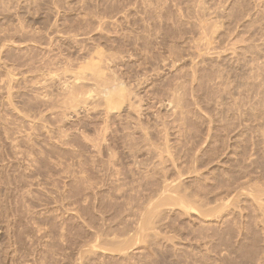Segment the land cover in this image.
<instances>
[{"label":"rangeland","instance_id":"rangeland-1","mask_svg":"<svg viewBox=\"0 0 264 264\" xmlns=\"http://www.w3.org/2000/svg\"><path fill=\"white\" fill-rule=\"evenodd\" d=\"M0 6V264H264V0ZM94 60L131 109L71 110Z\"/></svg>","mask_w":264,"mask_h":264},{"label":"bare ground","instance_id":"bare-ground-1","mask_svg":"<svg viewBox=\"0 0 264 264\" xmlns=\"http://www.w3.org/2000/svg\"><path fill=\"white\" fill-rule=\"evenodd\" d=\"M2 2H3V0H1ZM4 4V3H3ZM7 4V3H6ZM9 4V3H8ZM2 5V4H1ZM10 6V5H9ZM1 7V6H0ZM9 10V9H8ZM1 12V11H0ZM6 13V12H5ZM17 29H19V28H17ZM14 34V33H13ZM10 35V34H9ZM11 36H13V35H11ZM101 52V51H100ZM99 52V53H100ZM105 55V54H104ZM91 56H92V54H91ZM103 56V55H102ZM98 57V56H97ZM104 57V56H103ZM99 59H101V60H103V58H99ZM110 60V59H109ZM101 62H98V61H96V60H94V61H90V62H88L87 64H86V70L89 72V75L90 74H92L93 76H90V77H94V80H96L97 81V83L96 84H98V85H100L101 87H100V89L98 90V92H97V94H95V95H93L90 91H92L91 90V88H90V90L88 91L87 90V92H89V94L88 93H85V94H83V92L84 91H86V90H84V91H79L80 90V88L79 89H74L77 85H75L76 84V81H74L75 83H73L72 82V88H71V85H70V87L68 86H66L65 88H67V89H70L69 90V92H68V96H66L65 98L66 99H68L69 100V104L74 108V109H71V107H70V109L71 110H73V111H75L76 113L78 112V109L80 108V106H81V104H85V105H90V104H92L93 106H98L99 108H100V106H102L103 107V105H105L106 106V108H107V110L108 111H111V110H113V109H121V107L123 106V104H125V102H128L127 103V107L128 108H132L133 106H134V104H135V100H134V98H135V96H137L136 94H134L135 96L133 97L131 94H132V92H134V91H130L128 88L130 87H127V85H125V84H128V83H125L124 84V82L123 81H121V79L120 78H116V76L115 75H113V77L112 78H108L106 75H108V74H105L104 72H103V70H102V68L104 67H101V65L102 64H100ZM109 66V65H108ZM84 70V69H83ZM109 71V70H108ZM116 72V71H115ZM121 74V73H120ZM77 75V74H76ZM111 75V74H110ZM112 76V75H111ZM115 76V77H114ZM74 77V76H73ZM82 78V77H81ZM88 78H89V76H88ZM96 78V79H95ZM84 79H85V75H84ZM90 79V78H89ZM79 80H82V79H79ZM78 80V81H79ZM92 80V79H91ZM125 81V80H124ZM91 82H93V81H91ZM127 82V81H126ZM71 84V83H70ZM78 84V83H77ZM91 84H93V83H91ZM95 84V83H94ZM66 85V84H65ZM78 86H80V85H78ZM90 86V85H89ZM93 88V87H92ZM96 88H97V86H96ZM95 88V89H96ZM66 89V90H67ZM88 89V88H87ZM65 90V89H64ZM96 91V90H95ZM66 95V94H65ZM137 98V97H136ZM66 99H63V101H67ZM136 105H138V104H136ZM83 106V105H82ZM69 107V106H68ZM89 107H91V106H89ZM97 107V108H98ZM104 108V107H103ZM106 108H104V109H106ZM127 108V109H128ZM126 110V109H125ZM131 111V110H130ZM105 112V111H104ZM107 112V111H106ZM73 113V112H72ZM108 114V113H107ZM107 125V124H106ZM141 125V124H140ZM140 125H138V127L140 126ZM142 126H143V124H142ZM141 126V127H142ZM100 127H102V126H100ZM105 127V126H104ZM127 127V126H126ZM140 127V128H141ZM128 128V127H127ZM148 128V127H147ZM101 129V128H100ZM100 129H99V131H100ZM103 129V128H102ZM142 129H145L146 130V128H145V126H144V128H142ZM140 130V129H139ZM144 131V130H143ZM142 131V132H143ZM263 131V132H262ZM262 133L261 134H263V136H264V128H262ZM145 132V131H144ZM145 133H147L148 134V132H145ZM104 134V133H103ZM103 136V135H102ZM106 136V135H105ZM123 137V136H122ZM143 137V136H142ZM150 137V136H149ZM99 138V137H98ZM135 138V137H134ZM145 138V137H144ZM147 138V137H146ZM90 139V138H89ZM94 139V138H93ZM131 139V138H130ZM135 139H137V138H135ZM103 140V139H102ZM121 140V139H120ZM146 140H148V139H146ZM264 140V139H263ZM106 141V140H105ZM132 140H129V142H131ZM95 142V141H94ZM97 142V141H96ZM102 142V141H101ZM101 142H99V143H101ZM147 142H149V141H147ZM151 142H152V140H151ZM93 143V142H92ZM99 143L97 144V145H99ZM134 143V142H133ZM94 144V143H93ZM105 144V143H104ZM132 144V143H131ZM151 144H153V145H151ZM151 144H149V145H151L150 147H152V146H154V143L152 142ZM111 146H113V145H111ZM133 146V145H132ZM99 147V146H98ZM107 147V146H106ZM110 149H112L111 147H110ZM109 149V151L111 152V154L113 153V151H111ZM113 150V149H112ZM158 150H162V149H158ZM102 151V150H101ZM104 151V150H103ZM98 153V152H97ZM109 154V153H108ZM111 154H110V158H111ZM109 158V159H110ZM109 159L107 160V161H109ZM113 159V158H112ZM101 160H105V159H101ZM102 161V163H104ZM107 161H105V162H107ZM94 162V161H93ZM100 163V162H99ZM101 163V164H102ZM115 163V162H114ZM114 163H113V165H114ZM106 164V163H105ZM110 165V164H109ZM112 165V164H111ZM102 166H104V165H102ZM105 167V166H104ZM115 167V166H114ZM113 167V168H114ZM244 167V166H243ZM99 168V167H98ZM106 168V167H105ZM104 168V169H105ZM116 168H119V167H116ZM90 169V168H89ZM251 169V168H250ZM103 170V169H102ZM115 171H116V169H115ZM114 172V171H113ZM113 172H111V173H113ZM247 172V171H246ZM100 173V172H99ZM116 173H118L119 174V172H116ZM232 173V172H231ZM251 173V172H250ZM253 173V172H252ZM104 174V173H103ZM114 174L115 173H113V176H114ZM181 174V173H180ZM109 175V174H108ZM155 175V174H154ZM90 176V175H89ZM112 176V177H113ZM118 176V175H117ZM165 176H167V175H165ZM227 176V175H226ZM245 176V175H244ZM253 176V175H252ZM251 176V177H252ZM100 177V176H99ZM148 177H151V176H148ZM250 177V176H249ZM86 178H88V177H86ZM137 178V177H136ZM161 178V177H160ZM162 178H163V176H162ZM103 179V178H102ZM119 179V178H118ZM165 179V178H164ZM250 179V178H249ZM145 180V179H144ZM159 180V179H158ZM169 180V179H168ZM228 180V179H227ZM232 180V179H231ZM242 180H244V179H242ZM99 181V180H98ZM106 181V180H105ZM177 182H178V180H176ZM175 181V184H171L170 183V185H169V188H173V189H175L176 187H178V185H180V184H178L177 182ZM240 181V180H239ZM249 181V180H248ZM257 181V180H256ZM94 182V181H93ZM159 182V181H158ZM168 182V181H167ZM181 182V181H180ZM202 182V181H201ZM206 182V181H205ZM245 182H247V181H245ZM244 182V183H245ZM250 182V181H249ZM109 183V182H108ZM135 183V182H134ZM145 183V182H144ZM259 183V182H258ZM91 184V183H90ZM114 184V183H113ZM127 184V183H126ZM178 184V185H177ZM195 184V183H194ZM203 184H205V183H203ZM250 184V183H249ZM109 185V184H108ZM144 185V184H143ZM158 185V184H157ZM160 185V184H159ZM167 185V184H166ZM165 185V186H166ZM239 184L236 182V186H238ZM246 185V184H245ZM91 186V185H90ZM107 186V185H106ZM119 186V185H118ZM185 186V185H184ZM229 186H231V185H229ZM228 186V187H229ZM234 186V185H233ZM235 186V187H236ZM247 186V185H246ZM245 186V187H246ZM249 186V185H248ZM252 186H255V184H252ZM105 187V186H104ZM143 187V186H142ZM221 187H224V186H220V189H221ZM240 187V186H239ZM251 187V186H250ZM250 187H249V189H250ZM91 188V187H90ZM115 188V187H114ZM141 188V187H140ZM159 188H161V187H159ZM168 188V189H169ZM185 188V187H184ZM192 188V187H191ZM226 188V187H225ZM230 188V187H229ZM247 188V187H246ZM252 189H253V187H251ZM111 189H113V188H111ZM131 189V188H130ZM136 189V188H135ZM183 189V187L180 189V190H182ZM209 190L208 191H210L211 189H210V187L208 188ZM244 189V188H243ZM251 189V190H252ZM256 189V188H255ZM163 190V189H162ZM164 190H167V189H164ZM163 190V191H164ZM185 190V191H184ZM183 191V193H186L185 194V196H187L188 195V197L187 198H189V195L191 196V194H189V192H187L186 191V189H184ZM191 190V189H190ZM195 190V189H194ZM261 190V189H260ZM144 191V190H143ZM173 191V190H172ZM177 191V190H176ZM191 191H193V190H191ZM207 191V192H208ZM213 191H216V190H213ZM218 191H220V190H218ZM254 191V190H253ZM264 191V190H263ZM149 192V191H148ZM157 192V191H156ZM166 192V191H165ZM221 192V191H220ZM227 192H229V191H227ZM256 192H258V191H256ZM151 193V192H150ZM170 194H171V192H169ZM175 193V192H174ZM226 193V192H225ZM263 193V192H262ZM101 194V193H100ZM152 194V193H151ZM159 194V193H158ZM170 194H166V195H164V197H163V199H162V203H163V200H173V201H170V202H172V203H170V204H173L174 205V203L175 202H177L178 204H180L181 206H183L182 208H190L191 209V207H192V205H190V201H186L185 199H183L184 198V195H182L181 194V191H180V195L181 196H177L176 195V193H175V195H170ZM204 194V193H203ZM215 194H217V193H215ZM251 194V193H250ZM249 194V195H250ZM260 194V193H259ZM163 194H160L159 196H158V198L160 197V196H162ZM220 195V194H219ZM218 195V196H219ZM254 195V194H253ZM175 196V197H174ZM177 196V197H176ZM182 196H183V198H182ZM200 196V195H199ZM142 197V196H141ZM196 197H198V196H196ZM223 197V196H222ZM257 196H255V197H252V198H256ZM262 197V196H261ZM186 198V199H187ZM199 198V197H198ZM209 198V197H208ZM140 199V198H139ZM142 199V198H141ZM155 199V198H154ZM224 199V198H223ZM261 199V198H260ZM260 199H259V202H260ZM263 199V198H262ZM150 200V199H149ZM149 200H148V202H149ZM193 200V199H192ZM202 200H204V198H202L200 201H202ZM256 200V199H255ZM131 201H133V200H131ZM153 201H155V200H153ZM199 201V200H198ZM215 201V200H214ZM226 201V199L224 200V202ZM229 201V200H228ZM228 201H226V202H228ZM262 201V200H261ZM130 202V201H129ZM156 202V201H155ZM161 202V201H160ZM174 202V203H173ZM193 203H195L194 204V206H196V202H194V201H192ZM255 202V201H254ZM262 202H264V200L262 201ZM144 203V202H143ZM261 203V202H260ZM111 204V203H110ZM121 204H123V203H121ZM148 204H150V202L148 203ZM147 204V206H149ZM153 204H155L156 205V203H151V205H153ZM200 204H201V206H204V202L202 201V202H200ZM203 204V205H202ZM228 204V203H227ZM226 203L225 204H223L224 206L223 207H225V205H227ZM259 204V203H258ZM264 204V203H263ZM162 205H164V204H162ZM168 205H169V203H168ZM211 205V203L209 204V206ZM214 205V204H213ZM106 206V205H105ZM114 206V205H113ZM130 206H132V205H130ZM144 206V205H143ZM219 206H221V205H219ZM218 206V207H219ZM260 206H261V204H260ZM133 207H135V206H133ZM154 208H155V206H153ZM153 207H151V208H148V207H146V208H148V209H152V211H153ZM161 207H163V206H161ZM160 207V208H161ZM169 207H171V206H169ZM173 207V206H172ZM205 207V206H204ZM203 207V208H204ZM211 207V206H210ZM215 207H217V206H215ZM217 207V209L218 210H220V209H222L223 210V207H221V208H218ZM229 207V206H228ZM257 207V206H256ZM109 208V207H108ZM114 208V207H113ZM141 208H143V207H141ZM179 208V207H178ZM181 208V207H180ZM196 208H198V207H196ZM111 209V208H110ZM116 209V208H115ZM120 209V208H119ZM147 209V210H148ZM212 209V208H211ZM229 209V208H228ZM105 210V209H104ZM146 210V211H147ZM182 210V209H181ZM188 210V209H187ZM218 210H216V212H214V213H217V212H219ZM110 211V210H109ZM116 211V210H115ZM115 211H113V212H115ZM150 210H148L147 212H149ZM154 215H148L147 214V212H145L147 215H145V213L143 214L142 213V215L141 216H146L147 218H146V220H150V222H151V220H154V219H149L150 218V216L152 217V216H155V213L157 212V210H156V208L154 209ZM160 211H162V209L160 210ZM204 211V210H203ZM215 211V210H214ZM227 211H229V210H227ZM121 212V211H120ZM138 212V211H137ZM197 212H199L198 210H197ZM206 212V211H205ZM211 212V211H210ZM123 213H125V212H123ZM135 213V212H134ZM149 213H151V212H149ZM158 213V212H157ZM179 213V212H178ZM152 214V213H151ZM102 215H104V214H102ZM108 215V214H107ZM123 214H121V216H122ZM199 215H200V213H199ZM206 215V214H205ZM208 215V214H207ZM113 216V215H112ZM201 216H203V215H201ZM103 217V216H102ZM149 217V218H148ZM156 217H158L157 215H156ZM119 218H120V216H119ZM118 218V219H119ZM134 218V217H133ZM139 218V217H138ZM142 218V217H141ZM206 218H208V217H206ZM103 220H104V218H103ZM110 220H113L114 221V218L113 219H110ZM120 220V219H119ZM128 220V219H127ZM140 220H142V222H144L143 220L144 219H140ZM156 220H158V219H156ZM113 221H112V223H113ZM137 221V220H136ZM107 222V221H106ZM106 222H104V223H106ZM128 222V221H127ZM115 223V222H114ZM113 223V224H114ZM117 223V222H116ZM136 223H138V222H136ZM146 223V222H145ZM143 224V223H142ZM141 224V225H142ZM147 225L146 226H144V228L146 229H148V232L151 230L150 228H148L149 226H148V224H151V223H146ZM155 223L153 222V225H154ZM116 225V224H115ZM138 226V225H137ZM97 227H98V225H97ZM112 227H114V226H111L110 225V227H109V231H108V233L109 232H111V230H110V228H112ZM143 227V226H142ZM151 227H152V225H151ZM159 227V226H158ZM98 228H100V227H98ZM125 228V227H124ZM155 228V227H154ZM153 228V229H154ZM101 229V228H100ZM114 229V228H113ZM136 229V228H135ZM138 229H139V226H138ZM156 229V228H155ZM107 230V229H106ZM142 230V229H141ZM101 231V230H100ZM105 231V230H104ZM135 231H137V230H135ZM143 231H146V230H143ZM154 231V230H153ZM107 232V231H106ZM120 232V231H119ZM118 232V233H119ZM127 232V231H126ZM129 232V231H128ZM147 232V231H146ZM98 233V232H97ZM107 233V234H108ZM114 233H115V231H114ZM142 233V232H141ZM143 233H145V232H143ZM142 233V234H143ZM111 234H112V232H111ZM139 234V232H137V235ZM149 234V233H148ZM115 235V234H114ZM117 235V234H116ZM137 235H134V237L136 238V236ZM105 236V235H104ZM107 236V235H106ZM132 236V235H131ZM141 236V235H140ZM139 236V237H140ZM108 237V236H107ZM117 237V236H116ZM123 235H122V238L120 237V239H123ZM143 237V236H142ZM205 237V236H204ZM207 237V236H206ZM113 238V237H112ZM128 238L130 239L131 237L130 236H128ZM156 238V237H155ZM111 239V238H110ZM129 239H126V240H129ZM112 240H114V239H112ZM107 241H108V239H107ZM134 241V240H133ZM133 241H131L130 240V242H133ZM154 241V240H153ZM205 241V240H204ZM207 241V240H206ZM205 241V242H206ZM111 242L112 241H110L109 243L111 244ZM108 243V244H109ZM118 243V241L116 242V245H118L117 244ZM122 243V242H121ZM126 243H128L127 241H126ZM120 244V243H119ZM133 244V243H132ZM115 245V248H118L117 246ZM122 245V244H121ZM129 245H131V244H129ZM114 245H112V247H113ZM120 246V245H119ZM120 247H122V246H120ZM124 247H126V245L124 246ZM206 247H208V246H206ZM111 248V247H110ZM111 249H113V248H111ZM130 249V248H129ZM128 249V250H129ZM114 250H117V249H114ZM119 250H121V248H119ZM121 253H123V252H121ZM127 253V252H126ZM128 256H130V255H128Z\"/></svg>","mask_w":264,"mask_h":264}]
</instances>
